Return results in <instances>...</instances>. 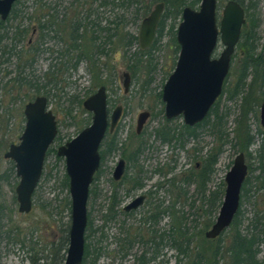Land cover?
I'll use <instances>...</instances> for the list:
<instances>
[{
  "label": "rangeland",
  "instance_id": "obj_1",
  "mask_svg": "<svg viewBox=\"0 0 264 264\" xmlns=\"http://www.w3.org/2000/svg\"><path fill=\"white\" fill-rule=\"evenodd\" d=\"M193 1L195 0H187V4ZM217 1L219 23L224 7L233 0ZM241 1L245 8H249V16H254L257 20L253 43L256 53L264 55V0ZM137 2V6L115 7L112 2L103 5L101 0H22L17 8L18 18L7 21L9 38L17 29L28 30L17 48L19 51H26L34 47L38 39L36 19L42 15L41 3L52 8L46 7L44 14H57L59 20H67L65 24L51 28L46 42L36 56L34 66L27 69L29 79L39 85L47 84V89L41 90L40 94L34 89L19 90L15 86L13 79L17 74L18 58L14 54L7 61L9 56L3 58L0 52V178L5 173L9 174L8 182L2 183L0 179V264H33L32 260L35 261L38 256L43 260L37 264H44L45 256L50 259L57 252L59 240L65 229L71 226V210L67 207L69 201L71 207V196L69 188L64 185L66 161L57 152L59 147L76 138L92 124L93 114L85 110L83 103L101 86L107 89L109 113L122 106L123 115L114 133L108 134L102 142L101 165L90 188L94 191L88 200L92 257L87 264L94 259L95 249L99 254L96 264H188V259L168 240L173 222L171 216L165 214L154 224L147 221L150 215L148 212L154 206H162V209L174 206L177 212L184 214L187 227L196 229L195 233L205 226L208 221L206 211L209 193L223 185V189H226L225 177L236 157L243 153L239 152L234 139L238 120L242 115L243 99H229L228 93H225L220 99V120L213 116L209 122H202L194 136L185 133L182 116L167 120L165 104L158 95L176 68L179 54L176 58L172 28L177 35L181 19L166 21L164 35L157 49L151 50V45L142 50L139 39L132 46L124 47L120 42H124V37L138 38L145 17L143 9L147 7L149 0ZM200 3L201 1L195 9L199 8ZM140 10L142 12L136 18V12ZM249 16L245 13L244 25L247 27L250 26ZM77 21L81 23H76ZM76 26H79L82 35L78 46H74L70 39ZM113 36L120 40L117 38L110 43ZM244 44L240 38L226 85L229 89L234 88L245 59ZM223 49L224 46L219 43L215 57H219ZM101 50L107 55H100ZM139 50H150L151 56L142 57L143 64L138 79L134 80L129 70L130 57ZM91 69L100 71L101 80L106 84H97L95 72ZM125 72L131 75L128 93L124 92L121 80ZM46 74L49 75L48 78ZM145 83H148L146 94L141 88ZM252 95L254 99L260 96V91L256 89ZM38 96L48 99V108L57 119L58 135L50 148L53 151L47 154L42 178L33 195V209L29 214H23L19 212L16 194L20 178L17 176L15 163L6 160L4 154L12 144L20 142L26 124L25 106ZM263 102L264 100L259 105L255 104L248 115V123L255 138L249 155L244 153L248 169L250 165L252 168L258 167L260 150L263 149L264 152V129L260 122ZM145 111L150 112L151 117L141 134H137L138 116ZM162 126L184 134L183 140L162 142L155 133ZM113 135H117L119 149L108 153L107 145ZM139 146H142V151L138 160L130 161L129 154L134 153ZM211 153L218 156L217 164L210 180L203 186L201 179L193 178V175H197L203 168L204 161ZM120 160L125 161L126 171L120 181H115L113 173ZM257 175L258 171L248 173L252 182V199L249 202L244 200L241 208L240 229L244 234L253 231L256 221L264 224L262 194L255 188ZM136 180H139L142 187H134L133 182ZM114 195L118 206L115 208L117 215L112 219L109 207ZM141 195L146 196L144 204L139 209L126 213L124 207ZM256 203L259 205L258 209ZM217 217L218 214L214 223ZM164 233L166 237L161 240ZM198 236L199 232L196 238ZM228 236L227 231L223 235L224 242L229 240ZM259 250V259L262 260L264 237ZM220 264L226 262L221 261Z\"/></svg>",
  "mask_w": 264,
  "mask_h": 264
},
{
  "label": "water",
  "instance_id": "obj_2",
  "mask_svg": "<svg viewBox=\"0 0 264 264\" xmlns=\"http://www.w3.org/2000/svg\"><path fill=\"white\" fill-rule=\"evenodd\" d=\"M0 0V20L5 22L16 2ZM164 5H157L140 29L139 44L142 50L149 48L155 38ZM218 1L201 0L198 10L186 7L177 29L180 52L174 72L164 85L162 101L167 120L183 117L184 124L195 127L204 122L211 109L223 94L229 76L232 59L246 23L245 10L236 1L224 7L222 18L217 19ZM219 43L224 49L215 57ZM124 92L131 85L129 72L123 73ZM86 111L93 114L92 124L82 130L70 142L59 147L57 155L66 161L71 196V226L65 264H83L85 236L88 227V200L95 174L101 165L100 148L106 134H113L118 126L123 107L118 106L110 114L108 94L101 86L83 103ZM26 124L18 144H12L4 154L13 161L20 182L16 187L19 212L29 214L33 209V195L42 178L47 154L58 135L56 116L48 108V99L38 96L24 109ZM151 113L142 112L137 120V134H141ZM260 122L264 129V102L260 110ZM126 171V163L120 160L113 179L120 181ZM249 169L244 153H240L225 177L226 189L222 206L213 226L205 238L215 240L227 231L240 209L241 195ZM145 196L137 197L125 208L127 212L139 209Z\"/></svg>",
  "mask_w": 264,
  "mask_h": 264
},
{
  "label": "trees",
  "instance_id": "obj_3",
  "mask_svg": "<svg viewBox=\"0 0 264 264\" xmlns=\"http://www.w3.org/2000/svg\"><path fill=\"white\" fill-rule=\"evenodd\" d=\"M21 1H18L15 3L13 10L11 12L10 17L7 21H9L11 18L15 19L18 18V6L21 4ZM111 0H101V3L103 5H108ZM201 0H195L190 5L195 8L198 3ZM239 3L245 10V13L247 16L250 14L249 8H245L243 1L241 0H233ZM128 2L137 3V0H129ZM170 7L168 11V20H176L181 17L182 9L184 6L187 5V0H170ZM46 7L48 9H52L51 6H46V4L41 3V17L36 19L37 24V31H38V39L36 44H34V47H30L28 50H17L19 47V44L22 43L26 35L28 34V30H19L17 29L15 32L12 33V36L9 38V28H7V22H3L0 20V52L3 58L6 56H9L7 61L12 55H16L18 58V64H17V74L16 77L13 79V83L19 90H23L25 88L28 89H34L36 93L40 94L41 90L47 89L46 85H39L38 82H33L29 77L26 75L27 69H30L34 66L36 62V56L41 51V47H43L44 43L46 42V37L48 36V33L51 31V28L54 26H58L60 24H63V20L58 19L57 14H50L46 13L44 14ZM174 7L177 9V14H173ZM56 10V8L54 9ZM251 15V14H250ZM249 22L250 26L247 27V25H244L242 28V34L241 38L243 39L244 49L246 52L245 59L242 62L241 69L239 71V75L237 78V81L235 83V86L233 89L227 88L228 78L226 79L223 94L216 102L215 106L211 109L209 115L205 119L204 123H207L211 120L213 116L218 118L219 117V107H220V99H222L223 95L225 93H228L229 99H235L238 97H242L243 99V110L242 115L240 116V119L238 120V126L235 130V142L239 149V152H243L247 155H249V149L251 146L255 143V138L251 132L250 125L248 123V115L253 110V106L255 104L259 105L264 100V55H259L256 53L255 47H254V39H255V33L257 29V20L254 18V16H249ZM76 23H81L80 21ZM165 23L166 21L163 20L161 30L159 32V35L156 37L152 49L159 48V43L161 41V38L164 35V29H165ZM77 27V26H76ZM79 26L75 28V32L73 29V34L71 35V41L74 44V46H78L77 43L82 39L81 35L79 34ZM172 33L174 35L173 42L175 45V54L176 58L180 52V46L178 45L177 39H176V31L174 28H172ZM118 37L113 36L111 37L110 43H112V40H116ZM110 39V37H108ZM120 40V38H118ZM10 40V43H7V41ZM98 40V39H97ZM138 40L137 37H124V42L120 40L121 43H123L124 47H130ZM118 41V40H117ZM107 42V41H106ZM101 54L107 55V53L103 50H101ZM144 56H151L150 50L148 51H138L137 53L131 54V64L129 66V70L132 73V78L134 80L138 79V73L140 72L141 64H143V58ZM81 58V57H80ZM91 59V57H89ZM178 59V58H177ZM234 59V58H233ZM232 59V61H233ZM92 70V69H91ZM94 79H96L97 84L104 85L106 82H103L101 80L102 73L100 71H94ZM50 72V71H49ZM49 74V73H48ZM48 74L47 78H48ZM230 75V74H229ZM250 80V82H249ZM50 82V81H48ZM52 82V81H51ZM53 84V83H52ZM142 90L146 94L148 91V83H145L142 85ZM260 91V96L254 97L253 99V92L254 90ZM45 92V91H44ZM162 93L163 91L158 95V98L160 101L162 100ZM45 95H48L47 92L44 93ZM201 124H198L195 127H188L186 125L183 126L184 131L189 136H194L195 131L198 127H200ZM156 137L159 138L164 143H172L173 140L181 142L183 140L184 134L176 133V131L172 130L171 128L167 126H162L161 128L157 129L155 131ZM112 140L108 143L106 152L113 153L114 151L118 150L119 141L117 139V135L111 136ZM59 139V138H58ZM264 148V146H263ZM53 151V149H49L48 154ZM142 151V146H139L134 153H130L128 158L132 162H136L138 160V156L140 155ZM214 152V151H212ZM217 158L218 156L215 153H211L207 156L206 160L204 161L203 168H201L197 175H193V178H199L201 179V183L203 186L206 185V183L210 180V176L215 171V166L217 164ZM136 164V163H134ZM250 174H253V172L258 171V175L255 177V185L258 193H261L263 202L261 203V206L264 208V152L263 149L260 150L259 156H258V167L252 168L251 165L249 166ZM1 182L6 183L9 181V174L5 173L1 176ZM190 179H188L189 181ZM139 181V180H138ZM137 180L133 182V185L135 188L142 187L141 183H139ZM187 181V182H188ZM65 186L68 189L69 188V178L67 175H65ZM251 178L247 177L243 189H242V195H241V204L240 209L233 221V224L231 227L227 230L229 232V240L224 242L223 235L227 232H224L220 237H218L215 240H208L205 238L206 231L214 224V219L217 216L222 203L224 199V193L225 190L222 188H219L213 192H210L207 198V216L208 221L205 223V226L198 230L199 232V238H196L195 231L196 229H189L185 222V216L181 212H177L173 207L169 209H162V206H154L151 207L148 214L149 217L147 219L148 222H153L156 224L158 222L159 217L168 214V216H171L173 222L170 228L168 240L171 243V245L176 248L181 255H183L185 258L188 259V264H220L221 261H225L226 264H264V257L262 260L259 259L260 255V243L263 241L264 237V224L257 222L256 225L253 226V231L249 232L247 234H244L241 229V221L240 217L242 214L241 208L243 206L244 200L250 201L252 199L251 197ZM94 191L93 189L90 190V194H92ZM186 196V194H185ZM112 204L109 207V214L112 219H114L117 215V212L115 211V208L118 206V200L117 197L114 195L112 198ZM256 202V201H255ZM257 209H258V204ZM255 205V206H256ZM69 210H71L70 207V201L68 203ZM264 213V210L262 211ZM90 218V216L88 215ZM109 218V217H108ZM109 218V219H111ZM69 230L70 228L65 229L64 235L62 239L58 242V249L57 252L54 254V256L51 255L50 259L45 256L46 258L44 264H63L66 259V254L69 246ZM90 231H91V221L88 220V227L86 231V244H85V255H84V261L83 264H87L90 257H92L91 252V245L89 244L90 240ZM255 232V233H253ZM156 235V234H155ZM166 237V233H164L161 236V240H164ZM195 240V241H194ZM163 242V241H162ZM35 251V249H34ZM95 254L94 259L89 264H96V261L99 257V254L96 253L97 250H94ZM41 259L39 256L34 261L32 260L33 264H37L40 262Z\"/></svg>",
  "mask_w": 264,
  "mask_h": 264
},
{
  "label": "flooded vegetation",
  "instance_id": "obj_4",
  "mask_svg": "<svg viewBox=\"0 0 264 264\" xmlns=\"http://www.w3.org/2000/svg\"><path fill=\"white\" fill-rule=\"evenodd\" d=\"M129 0H111L110 1V3L112 2V4L115 6V7H124V6H128V5H130L131 7L132 6H134V5H138L137 3H131V2H128ZM169 1L170 0H149V3L147 4V7H145L143 10V12H144V15H145V17L143 18V20H142V23H143V21L147 18V17H149L150 16V14L155 10V8H156V6L157 5H160V4H163L164 5V9H163V13H162V15H161V18H160V20H159V23H158V27H157V30H156V37L159 35V32H160V30H161V26H162V22H163V20H165V21H167L168 19H167V17L166 16H168V15H170V14H168V9H169V7H170V3H169ZM154 6V8L152 9L151 8V6ZM186 7H191V8H193L191 5H190V3L189 4H187L186 6H184L183 7V9H182V14H181V17L180 18H178V19H181V21H182V16H183V11H184V9L186 8ZM200 7V6H199ZM193 9H195V8H193ZM199 8H197L196 10H198ZM141 10L140 11H137L136 12V18L138 17V15L140 16V14H141ZM177 9L174 7V11H173V14H177ZM65 21H67L66 20V18L64 19V21H63V24H65ZM181 21H180V23H181ZM5 22H7V21H5ZM78 22V21H77ZM142 25V24H141ZM75 28H77V27H75ZM75 28H74V32H75ZM140 29H141V27H140ZM80 31H81V29H80ZM80 31H79V34H80ZM108 31H110V29H108ZM81 35V34H80ZM139 35H140V32H139ZM82 36V35H81ZM176 37H177V35H176ZM138 39H139V36H138ZM156 39V38H155ZM177 39V38H176ZM155 41V40H154ZM154 43V42H153ZM153 45V44H152ZM108 134H110V133H107L106 134V136L108 135ZM57 138V137H56ZM106 138V137H105ZM56 140V139H55ZM102 158V157H101ZM141 196H145V195H141ZM140 197V196H139ZM137 198V197H136ZM135 198V199H136ZM135 199H133L132 201H134ZM145 200H146V196H145ZM145 200H144V202H145ZM131 201V202H132ZM130 202V203H131ZM129 203V204H130ZM144 204V203H143ZM125 208L126 207H124V211L126 212V213H131V212H133V211H135V210H132V211H129V212H127L126 210H125ZM67 255V254H66ZM66 260V259H65ZM64 264H65V262H64Z\"/></svg>",
  "mask_w": 264,
  "mask_h": 264
}]
</instances>
